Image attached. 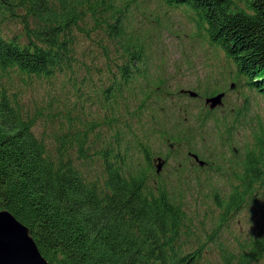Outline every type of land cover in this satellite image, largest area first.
Here are the masks:
<instances>
[{"label": "trees", "instance_id": "obj_1", "mask_svg": "<svg viewBox=\"0 0 264 264\" xmlns=\"http://www.w3.org/2000/svg\"><path fill=\"white\" fill-rule=\"evenodd\" d=\"M153 2L0 0V209L30 228L51 264H214L209 244L224 264L260 262L264 233L235 249L222 233L264 191V120L250 117L247 93L264 96V0ZM180 6L191 36L234 64L231 84L247 97L250 141L215 164L232 189L212 196L223 211L212 230L171 182L151 180L148 135L182 139L169 134L185 110L159 52L172 32L164 16Z\"/></svg>", "mask_w": 264, "mask_h": 264}, {"label": "rangeland", "instance_id": "obj_2", "mask_svg": "<svg viewBox=\"0 0 264 264\" xmlns=\"http://www.w3.org/2000/svg\"><path fill=\"white\" fill-rule=\"evenodd\" d=\"M151 7H154V5L152 4ZM164 20L168 24L170 23L172 32L169 40L159 52L167 54L165 62L168 69L167 76L171 79L172 89L176 92L180 88H191L208 93L214 90H216V93H218V90L226 91L225 106L217 112V120L225 117L231 118L234 115L233 110H237L241 106L245 108V98L247 97L241 95L239 90L230 88V82L234 77L233 72H231L234 69V64L227 61L224 52L214 49L208 41H202L194 35L193 37L191 36L194 30L184 9L181 8V11L169 9V12L164 16ZM247 93L250 101L249 108H251L250 117L260 116L264 120V96L255 91H247ZM180 99L183 106L186 107L183 114L185 121L179 128L174 127L172 131H169V134H174V132L178 131L182 132V134H187L189 127L195 128L196 135L194 137L188 135L187 139H184L185 144L191 142V146L195 150L200 151L201 156L212 158L211 160L214 164H219L224 154L229 158H233L234 155L230 154V149L223 145L227 144V141L230 140L229 137L234 147L237 148L239 155L244 154L250 141L249 130L237 126L236 131H239L238 134H232V136L227 138L223 136L221 140L213 134L218 141L215 138L202 140V134L199 132V129L205 128L201 127L202 122H200L201 117L205 118L204 101L199 98H191L188 95H184ZM178 116V111L174 110L173 117L171 118L172 121H176ZM209 122H211L209 123L210 126L214 120L212 119ZM148 136L149 138L146 139V142L152 149L155 157L170 155V161L164 170L167 167L173 169L179 163H184L188 171L195 175L196 181H186V186H189V190L195 192H192V195H197V199L194 198L196 202L194 200L189 202V209L193 211L196 209L197 212H192L194 217L196 216L197 220H199L198 217L201 215L200 217L205 218L207 229L212 230V225L209 224L210 216L212 212L216 213L217 208L213 198H207V195L211 190H219L222 194L229 193L232 188L230 187L231 180L218 174L217 171L201 170L196 168L194 164H191L186 157V152L189 149L188 147H191L190 145H182L181 149L171 152L169 146L165 143V136L162 138L160 134L156 133V130ZM221 142L223 144H220ZM212 150L213 153L210 156ZM139 153H137L138 159L139 161H143L144 158ZM177 177L182 178V176ZM168 179L171 181L173 178ZM183 186L185 187L184 182ZM250 199L252 200L250 203L247 202L245 207L237 211L229 219L228 225L222 233L223 243L229 244L234 249L238 247L239 241L264 233V191L258 196L254 195L250 197ZM208 247L211 248L209 258L213 260V263L224 264V262L222 263L221 248L216 244L213 246L209 244ZM254 264H264V258Z\"/></svg>", "mask_w": 264, "mask_h": 264}, {"label": "water", "instance_id": "obj_3", "mask_svg": "<svg viewBox=\"0 0 264 264\" xmlns=\"http://www.w3.org/2000/svg\"><path fill=\"white\" fill-rule=\"evenodd\" d=\"M187 91L196 97L197 91ZM224 92L208 96L206 103L211 109L224 103ZM195 157H198L197 155ZM203 165L205 162L198 158ZM164 162L158 164L160 172ZM0 264H51L39 249L30 228L8 209H0Z\"/></svg>", "mask_w": 264, "mask_h": 264}, {"label": "bare ground", "instance_id": "obj_4", "mask_svg": "<svg viewBox=\"0 0 264 264\" xmlns=\"http://www.w3.org/2000/svg\"><path fill=\"white\" fill-rule=\"evenodd\" d=\"M153 1H155L156 2V4L153 2ZM152 2H153V4H154V6L157 8H164L165 6H163V3L161 2V0H152ZM181 8L182 9H184L186 12H188V9L186 8V7H182V6H180V7H178V8H175V7H170V9L171 10H178V11H181ZM230 88L231 89H234L235 90V88L233 87V86H231L230 85ZM245 89H247V88H245ZM247 91H250L249 89H247ZM253 91H255V90H253ZM221 92H224L223 90L222 91H219L218 90V93H221ZM256 92V91H255ZM216 91L213 93L214 95H218V93H216ZM210 94L211 93H207V95L205 94V95H203V99H205V100H207V97L208 96H210ZM223 106H221V105H219V109L220 108H222ZM162 136V138L164 137V135H161ZM220 137H221V139H222V136L220 135ZM217 141V140H216ZM216 141H214V142H216ZM180 142H182V144L184 145V146H186V145H190L191 146V142L189 143V144H185V142H184V139L182 138L181 139V141ZM181 144V145H182ZM221 144V143H220ZM189 149H187V152H186V157H187V160L188 161H190L191 162V164H195L196 165V163H197V159L198 158H200V160L201 161H203V162H207L208 164L205 166V167H203L204 165H205V163L203 164V166H202V164L200 163V166H201V168L203 167L204 168V170H206V171H212V168H210V162L212 161L211 160V158L210 159H208V158H204L203 156H201L200 155V151H197V150H195L192 146L191 147H188ZM213 148V147H212ZM212 153H213V150H212ZM230 154H232V152H231V150H230ZM141 156H143V154L141 153L140 154ZM198 156V157H195V156ZM169 156L170 155H166V156H164V157H162V156H156L155 157V155H154V153H153V151H152V155H151V159H152V167L153 168H155V172H154V174H153V176L151 177V180L153 179L154 180V182H155V180H162V181H166L167 182V185H168V181H169V179L168 178H173L171 181H169V182H171V186H172V188L174 189V191L176 192V193H180V195L182 196V197H184V198H182L181 200L183 201V203H185L186 205H187V207L189 208L190 206H189V202L190 201H192V200H194V202H196L195 201V199L194 198H196L197 199V195H192V192H194V191H192V190H189V188L186 186V184H187V182L186 181H188V180H192V181H196V177H195V175H193V174H191V172H189L188 171V169H187V166H185V164L184 163H179L176 167H174L173 169H171V168H169V167H167V169L166 170H162L161 169V171L159 172L158 170H157V167H158V164L160 163V162H164V164L165 165H168V163H169V161H170V158H169ZM224 156L227 158V159H229V157H227V155H225L224 154ZM143 158H144V156H143ZM176 168H179L180 169V175L178 174V171H177V169ZM182 176V178H179V177H177V176ZM195 177V178H194ZM151 182V181H150ZM154 182H152V187H153V189L154 188H158L157 187V185L154 183ZM183 182L185 183V189H184V187H183ZM206 182V181H205ZM231 187V186H230ZM197 189H199V188H197ZM232 189V188H231ZM230 189V190H231ZM178 191V192H177ZM221 193L219 190H211V192H209L208 193V195H207V198H212V196L215 194V193ZM231 192V191H230ZM195 193V192H194ZM222 194V193H221ZM203 199V198H202ZM252 200H249L248 201V203H250ZM215 203V202H214ZM215 205H216V203H215ZM187 208V209H188ZM216 213H214V212H212L211 213V216H210V220L211 219H213V218H215L216 216L217 217H221V214H223L222 212V209L221 208H219L217 205H216ZM242 209V208H241ZM240 209V210H241ZM239 211V210H238ZM235 213H237V211H235ZM235 213L233 214V215H235ZM233 215L230 217V218H232L233 217ZM245 241H249L250 240V238H248V239H244Z\"/></svg>", "mask_w": 264, "mask_h": 264}]
</instances>
